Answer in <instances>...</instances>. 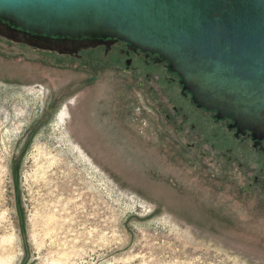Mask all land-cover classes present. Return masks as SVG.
I'll return each instance as SVG.
<instances>
[{"label": "rangeland", "instance_id": "obj_1", "mask_svg": "<svg viewBox=\"0 0 264 264\" xmlns=\"http://www.w3.org/2000/svg\"><path fill=\"white\" fill-rule=\"evenodd\" d=\"M165 84L0 36V264H264V192L201 155Z\"/></svg>", "mask_w": 264, "mask_h": 264}, {"label": "water", "instance_id": "obj_2", "mask_svg": "<svg viewBox=\"0 0 264 264\" xmlns=\"http://www.w3.org/2000/svg\"><path fill=\"white\" fill-rule=\"evenodd\" d=\"M0 36L71 56L125 40L166 59L198 106L264 135V0H0Z\"/></svg>", "mask_w": 264, "mask_h": 264}, {"label": "flooded vegetation", "instance_id": "obj_3", "mask_svg": "<svg viewBox=\"0 0 264 264\" xmlns=\"http://www.w3.org/2000/svg\"><path fill=\"white\" fill-rule=\"evenodd\" d=\"M87 49L96 50L103 57L114 56L117 60H123L124 67L143 71L156 84L157 81L165 80L166 84L159 86L161 92L153 85H149V88H153L159 105L162 100L168 102L174 113L190 122L191 132L197 136L196 144L201 155L205 156L208 149L207 153L215 157L216 160H211L218 163L219 170L232 172L234 169L233 173L238 171L248 180V185L255 184L264 192V135H255L249 128L238 127L230 116L220 117L215 109L198 106L183 88L178 74L168 67V61L155 53L141 50L116 38H111L109 43H100ZM173 88L175 95L169 92ZM59 113L63 122L64 112ZM166 116L170 118L169 112ZM186 134H190V130Z\"/></svg>", "mask_w": 264, "mask_h": 264}]
</instances>
